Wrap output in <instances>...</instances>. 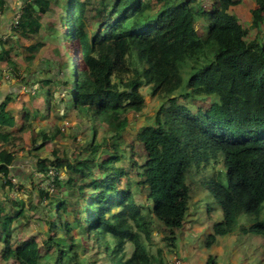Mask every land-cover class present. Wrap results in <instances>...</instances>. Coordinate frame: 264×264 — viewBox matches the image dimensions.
<instances>
[{
    "label": "trees",
    "instance_id": "obj_1",
    "mask_svg": "<svg viewBox=\"0 0 264 264\" xmlns=\"http://www.w3.org/2000/svg\"><path fill=\"white\" fill-rule=\"evenodd\" d=\"M60 1L63 9L55 24L48 22L54 30L61 26L59 42L45 61L31 66L45 45L31 41L43 28L42 14H56ZM243 1L0 0V9L13 5L11 31L0 38V264L48 261L51 240L60 245L66 241L61 230L72 232L75 225L87 235L100 229L103 238L111 235L119 247L98 242L107 245L109 264H168L162 248L159 257L150 252L152 231L142 209L147 207L162 224V240L177 252L187 244L181 246L179 237L193 207L195 180L210 193L203 199L205 214L223 211L207 234L206 252L220 237H229L242 216L250 224H241V232L264 243V0H254L248 25L239 18L237 6ZM73 14L83 59L80 81V72H70L77 59L67 55L62 43L73 38ZM252 29L258 30L254 37ZM11 77L20 85L12 84ZM144 83L166 100L152 122L133 124L132 138L125 140L132 126L129 113L144 107ZM22 85L26 93L15 103ZM208 98L211 103L205 106ZM69 108L82 119L105 122L111 131L105 142L111 147L87 143L92 148L65 164L71 172L69 187L53 193L39 188L47 203L33 201L27 209L25 199L31 197L10 195L16 178H30L27 164L46 175L48 184L64 185L48 165L61 166L62 160L39 154L55 134L36 128L30 118L42 111L50 117L52 110L62 118ZM38 132L42 143L36 141ZM135 149L145 159L137 182L148 190L149 205L141 206L130 187L120 186L121 177L139 165ZM99 150L104 157L98 158ZM212 161L222 168L211 176L206 170ZM72 173L78 174V184ZM32 222L37 230L25 229ZM122 234H130L134 243L129 257L120 246ZM40 237L47 238L45 248ZM68 257L69 250L60 248L53 264H66ZM218 262L208 255L207 264Z\"/></svg>",
    "mask_w": 264,
    "mask_h": 264
},
{
    "label": "rangeland",
    "instance_id": "obj_2",
    "mask_svg": "<svg viewBox=\"0 0 264 264\" xmlns=\"http://www.w3.org/2000/svg\"><path fill=\"white\" fill-rule=\"evenodd\" d=\"M241 3L242 4L240 6H237V8H239L241 11L239 14V18L243 24L248 25L253 18L252 10L257 5H255L254 0H244ZM58 6L59 7L56 14H42L41 21L43 23V28L34 36L33 39H31V41L40 40L43 41L45 45L39 50L37 58L31 66L37 64L41 60L45 61V59L49 56L50 47L53 44L59 42V38H57L56 35H58L59 31L62 30L61 26L59 25L58 28L56 27V30H54V28L49 27L48 24L49 20H55V24L58 16L63 9L62 1H60ZM74 16L75 14L72 15L69 24L70 29H72L73 31V34L71 35L73 38L63 41L62 43L67 55L74 56L75 61L77 59V65L75 64L76 66H73V68L71 66L70 72L73 75H76L77 71L78 73L80 72L79 77H77V79L80 81L82 80L81 67L83 65V59L79 60L78 54L80 52L78 51L77 40L74 37V20L76 18V16ZM15 18L16 16H14L13 20H15ZM95 24L96 26L100 27L99 18L95 22ZM262 28L264 29L263 24ZM257 33V29H252L251 37H254ZM60 41H62V38H60ZM45 76H47L46 73ZM140 92L145 99L144 107L140 113H129L128 118L132 126H128V131H126L124 136L125 140H131L132 132L129 130H134V126L140 125L144 122H152L157 110L166 100L162 99L158 95H153L151 85L147 83H144L140 87ZM21 93H23V91ZM40 96H44V94H40ZM209 102L211 103L210 98H208V101L204 103L205 106H208ZM39 103L40 100L37 99L36 106H39ZM51 113L52 115L48 117L46 112L42 111L39 116L35 115L37 116L35 119H33V116H31L30 119L32 120L33 125L36 128L44 129L51 135L55 134V139L47 140L46 145L42 149H39V154L41 155V157L52 156L56 154V156H58L62 160L61 166L54 167L50 163L48 165L52 167L50 173H53V171L54 173H56L57 171L58 174H56L61 175L64 185L61 189H59L58 186L54 183L48 184L49 179L46 175L40 172L36 167L29 166L27 164V173L30 172V178L27 181H21V179L16 178L15 182L17 186H14L11 189L10 193L13 199L15 198V196L25 198H28V196L31 197L30 202L25 199V208L27 209L31 206V202L33 201L35 203H39L41 202V200H44V204L47 203L48 199L44 198L43 195L40 196L41 190L39 188L45 187L47 190H51L53 193L57 192V190L63 191V189H67L69 187V174H71V172L66 170L65 164L68 162L73 163L76 159L79 158L81 154L86 153L87 148L91 147V144L89 145L87 143L93 142V146L100 144V149L102 150H105L107 147H111L110 144L105 142L107 138L111 137V131L108 130V125L105 122L94 120L92 118L82 119V117H80L75 110H72L70 108L62 118H57L54 115L53 110L51 111ZM42 140L43 139L38 132L36 141L42 143ZM135 151L139 156V158H137V160L139 161V165L135 170L129 169V172H131V174H129L128 176L121 177L120 186L125 187V189L127 187H130L129 189L131 190L133 197L139 200L138 202L141 204V206H144V202L146 203V205H149L151 204V201L147 200L144 197V195L148 193V190L143 186H139L137 182V180L140 179V172L143 170L145 159L140 154L141 151H139L138 149H135ZM129 155H131V153ZM97 156L98 158H101L105 155L101 154L99 150ZM214 162L215 161H212V164L209 165L206 170V173L211 176L216 174V172L222 168L221 164H218V162L214 164ZM72 174L75 176L74 184H78L80 182L78 174ZM208 194H210L209 191L205 187H200L198 182H196L195 180L193 192L195 202L193 201V207L191 208L188 219L185 222V224L187 223V226H184V230L179 237V243L181 246L184 242H187V244L186 246L183 245V247L179 245L181 248L177 252H173L174 250L162 240V224L150 214L147 207H143L142 212L146 215L147 221L150 223V229L152 231V246L150 247L151 254L155 257H159L158 249L162 248L168 264H207V257L209 254L217 257V260L219 261L218 263L220 264H259V259L264 255V249L261 248L264 246L263 239L261 237L254 236L253 234H244L241 232V224H244L246 226L250 224V221L246 216H242L240 218L236 230L232 234H230L229 237H220L216 241L215 246L213 245L206 252L207 247L205 246V241L207 239V234L208 232H212V227L216 220H220L223 218L222 209H218L210 216L205 214V208L202 205L203 199H205V196ZM147 202L150 203L148 204ZM42 213L43 210L41 207L39 209V214ZM20 222H22V219H18L17 224ZM30 227H33V230H37L34 222L31 223V226L25 229H31ZM103 234V230L100 229L97 234L87 235L83 233V231L77 225L74 226L72 232H66V230L62 229L59 235L62 239L66 238V241H64L60 245H57L56 239H52L50 245L54 249L53 251H50L48 253V261L44 260L42 264H53L57 257L58 250L63 247H66L69 250V257L65 259L66 264H73L75 260L77 263L74 264H109L105 252V248L107 247V245L104 244L103 246H99V239H103L106 242L112 241L114 248H116V246L119 247V245L117 244V242L113 241L111 235H107V237L103 238ZM190 234L191 236H189ZM131 238L132 237L130 234H122L121 236L120 246L123 247V253L127 254V257L131 256L134 252V243ZM46 239L47 238L43 237L39 238V241L44 248L46 247ZM254 241L257 242L256 246L255 244L253 245ZM190 255H192V258H190Z\"/></svg>",
    "mask_w": 264,
    "mask_h": 264
},
{
    "label": "crops",
    "instance_id": "obj_3",
    "mask_svg": "<svg viewBox=\"0 0 264 264\" xmlns=\"http://www.w3.org/2000/svg\"><path fill=\"white\" fill-rule=\"evenodd\" d=\"M5 7H6V5H5ZM12 9H13L12 4H9L7 6L6 10L0 9V38L5 36L4 34L6 33L7 30L11 31V26L8 29H7V27H8V23L10 21L9 15L12 12ZM10 81L12 82V84H14V83L18 84L17 83L18 80L17 79L15 80V77H11ZM18 85H20V83ZM22 91H23V93H21ZM25 93H26V87H25V85H22L21 90L19 91V94L16 97L17 101H15V103H17L20 100V98L23 96V94H25ZM256 243L257 242L254 241L253 245L255 244V246H256ZM261 248L264 249L263 247H261ZM241 252H243V251H241Z\"/></svg>",
    "mask_w": 264,
    "mask_h": 264
},
{
    "label": "built area",
    "instance_id": "obj_4",
    "mask_svg": "<svg viewBox=\"0 0 264 264\" xmlns=\"http://www.w3.org/2000/svg\"><path fill=\"white\" fill-rule=\"evenodd\" d=\"M20 14H18L14 20V25L16 26L19 22Z\"/></svg>",
    "mask_w": 264,
    "mask_h": 264
},
{
    "label": "clouds",
    "instance_id": "obj_5",
    "mask_svg": "<svg viewBox=\"0 0 264 264\" xmlns=\"http://www.w3.org/2000/svg\"><path fill=\"white\" fill-rule=\"evenodd\" d=\"M79 60H81V59L79 58Z\"/></svg>",
    "mask_w": 264,
    "mask_h": 264
}]
</instances>
